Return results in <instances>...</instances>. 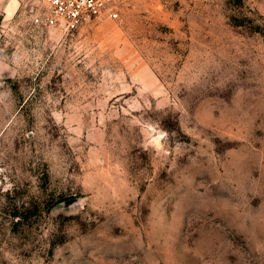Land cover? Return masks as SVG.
I'll use <instances>...</instances> for the list:
<instances>
[{
    "label": "rangeland",
    "instance_id": "rangeland-1",
    "mask_svg": "<svg viewBox=\"0 0 264 264\" xmlns=\"http://www.w3.org/2000/svg\"><path fill=\"white\" fill-rule=\"evenodd\" d=\"M32 4L0 19V264H264V0L69 34Z\"/></svg>",
    "mask_w": 264,
    "mask_h": 264
},
{
    "label": "built area",
    "instance_id": "built-area-1",
    "mask_svg": "<svg viewBox=\"0 0 264 264\" xmlns=\"http://www.w3.org/2000/svg\"><path fill=\"white\" fill-rule=\"evenodd\" d=\"M36 1V2H35ZM128 0H34L31 11L33 21H42L38 4L45 7V19L50 26L69 34L81 26L100 18L117 19L119 7ZM38 3V4H36ZM28 4V2H27Z\"/></svg>",
    "mask_w": 264,
    "mask_h": 264
},
{
    "label": "crops",
    "instance_id": "crops-1",
    "mask_svg": "<svg viewBox=\"0 0 264 264\" xmlns=\"http://www.w3.org/2000/svg\"><path fill=\"white\" fill-rule=\"evenodd\" d=\"M27 2L31 0H0V19H8L17 15Z\"/></svg>",
    "mask_w": 264,
    "mask_h": 264
}]
</instances>
